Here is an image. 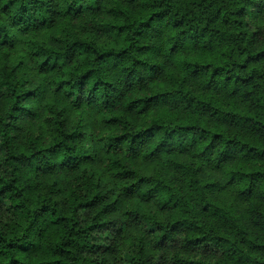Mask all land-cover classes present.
I'll use <instances>...</instances> for the list:
<instances>
[{
	"label": "trees",
	"instance_id": "16d2710c",
	"mask_svg": "<svg viewBox=\"0 0 264 264\" xmlns=\"http://www.w3.org/2000/svg\"><path fill=\"white\" fill-rule=\"evenodd\" d=\"M161 263L264 264V0H0V264Z\"/></svg>",
	"mask_w": 264,
	"mask_h": 264
},
{
	"label": "rangeland",
	"instance_id": "374dc122",
	"mask_svg": "<svg viewBox=\"0 0 264 264\" xmlns=\"http://www.w3.org/2000/svg\"><path fill=\"white\" fill-rule=\"evenodd\" d=\"M24 47H25V45H23ZM24 47H20L19 48V50H20V55L22 56V53H23V50H24ZM19 53L18 54H16V53H11V54H8V55H3L2 57L4 58V57H7L8 59L10 58V59H17L18 58V56H19ZM25 61L26 60H28L27 58H25L24 59ZM38 75H36L35 77H34V81L35 80H38ZM53 97H52V95L51 94H49V95H47L46 97H45V100L46 101H48V100H51ZM61 103H62V105H65V102L64 101H60ZM74 117V115H73V113H71L70 112V110H69V113H68V115L66 116V118L67 119H69V118H73ZM95 125V124H94ZM41 131L42 132H44L45 131V128L44 127H42V129H41ZM135 164H138L139 165V167L140 168H142V169H147V170H152V168H153V165H146L145 163H143L142 161H140V160H138L137 161V163H135ZM146 165V166H145ZM99 166V168L100 169H104V167H102V165H98ZM105 174H106V172H105ZM65 175H67V174H65ZM68 175H71V174H68ZM99 175L97 174V177H98ZM100 177V179H101V181H102V177L101 176H99ZM106 178H107V176L105 175L104 176V178H103V181L102 182H105L106 181ZM222 196H224V197H227V198H231L230 197V194L229 193H223L222 194ZM123 199H127V200H129V201H134V199L132 198V197H128V196H123L122 197ZM97 208H99V207H96V208H94V209H89V211H85L84 212V214H83V218L84 217H87L88 215H89V217H88V220L90 219V218H92L93 217V215H95L97 212H98V209ZM122 211H123V206H122V204H120V208H119V210H118V212H117V214L116 215H119V214H121L122 213ZM111 211H109L107 214H109ZM86 213V214H85ZM4 216V215H3ZM110 217H114V213H111L110 215H109ZM5 218H6V215L4 216ZM86 219V218H85ZM84 219V220H85ZM133 229V227H129V231L128 232H130L131 230ZM162 264V263H161Z\"/></svg>",
	"mask_w": 264,
	"mask_h": 264
}]
</instances>
